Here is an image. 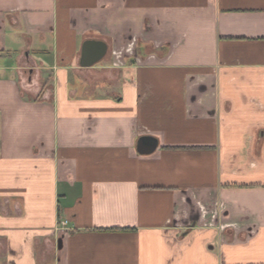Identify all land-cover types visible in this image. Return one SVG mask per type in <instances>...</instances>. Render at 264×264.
Returning <instances> with one entry per match:
<instances>
[{
  "label": "crops",
  "instance_id": "1",
  "mask_svg": "<svg viewBox=\"0 0 264 264\" xmlns=\"http://www.w3.org/2000/svg\"><path fill=\"white\" fill-rule=\"evenodd\" d=\"M0 264H264V0H0Z\"/></svg>",
  "mask_w": 264,
  "mask_h": 264
},
{
  "label": "water",
  "instance_id": "2",
  "mask_svg": "<svg viewBox=\"0 0 264 264\" xmlns=\"http://www.w3.org/2000/svg\"><path fill=\"white\" fill-rule=\"evenodd\" d=\"M107 45L100 40H85L81 46L80 65L91 66L100 61L106 54ZM156 141L150 137H142L137 141V150L141 154H147L154 150Z\"/></svg>",
  "mask_w": 264,
  "mask_h": 264
},
{
  "label": "built area",
  "instance_id": "3",
  "mask_svg": "<svg viewBox=\"0 0 264 264\" xmlns=\"http://www.w3.org/2000/svg\"><path fill=\"white\" fill-rule=\"evenodd\" d=\"M67 226H68V221L67 220H62V221L59 222L57 228H65Z\"/></svg>",
  "mask_w": 264,
  "mask_h": 264
},
{
  "label": "rangeland",
  "instance_id": "4",
  "mask_svg": "<svg viewBox=\"0 0 264 264\" xmlns=\"http://www.w3.org/2000/svg\"><path fill=\"white\" fill-rule=\"evenodd\" d=\"M110 54H111V51H110Z\"/></svg>",
  "mask_w": 264,
  "mask_h": 264
}]
</instances>
